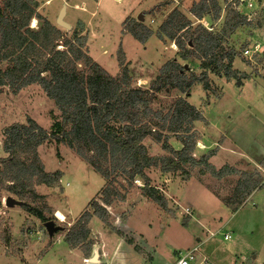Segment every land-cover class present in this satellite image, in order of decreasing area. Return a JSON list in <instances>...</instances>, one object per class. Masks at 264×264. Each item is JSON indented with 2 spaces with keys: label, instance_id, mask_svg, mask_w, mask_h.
<instances>
[{
  "label": "rangeland",
  "instance_id": "obj_1",
  "mask_svg": "<svg viewBox=\"0 0 264 264\" xmlns=\"http://www.w3.org/2000/svg\"><path fill=\"white\" fill-rule=\"evenodd\" d=\"M33 1L38 3L37 12L62 32V46L79 33L80 39L73 44L83 42V51L110 77L121 79L130 74L132 87L147 93L138 98L139 114L144 109L167 112L180 99L200 112L204 121H196L190 132L162 131L163 139H168L176 153L191 147L186 153L197 162L215 153L209 165L216 171L228 167L239 174L219 180L206 165L192 167L189 163L177 172L166 173L161 160L145 174L166 199L167 209L144 196L142 180L129 185L123 178L114 188L124 200L105 205L101 195L105 179L76 150L47 143L38 148L37 156L55 182L47 185L35 176L23 181L25 188L17 196L10 190L13 183L6 178V165L2 164L8 159L6 131L28 125L29 120L49 131L60 112L38 85L17 94L5 89L0 93V264H177L181 255L201 243L196 255L201 260L207 258L208 264H264V190L252 194L237 211L225 204L236 194L241 173L264 176V0H217L219 17L211 8L201 21L191 11L203 0ZM64 5L71 30L57 24ZM140 15H144V22L139 21ZM236 15L246 22L240 23ZM171 16L177 21L190 20L195 32L202 25L220 37L223 51L235 55L232 70L236 76L228 77L225 72L215 75L194 59L183 61L178 46L158 35ZM137 24L152 33L146 43L131 34ZM31 28L37 29L38 22L33 21ZM257 48L259 53L253 54ZM174 61L186 67V79L197 82L186 94L172 86L157 94L149 92L151 82ZM155 130L147 140L150 154L172 158L174 154L163 148V142L154 140ZM27 158L22 156L21 162ZM8 199L14 201L12 207L7 206ZM96 202L103 208L105 221L98 219L93 209ZM28 208L43 213L60 229L50 235L46 223ZM185 210L193 216H187ZM58 211L64 222L57 219ZM87 213L92 215L90 222L85 219ZM85 231L86 239L68 244L70 233L80 236ZM226 235L232 239L226 241ZM95 255L97 262H93Z\"/></svg>",
  "mask_w": 264,
  "mask_h": 264
},
{
  "label": "trees",
  "instance_id": "obj_2",
  "mask_svg": "<svg viewBox=\"0 0 264 264\" xmlns=\"http://www.w3.org/2000/svg\"><path fill=\"white\" fill-rule=\"evenodd\" d=\"M38 7L33 0H0V93L10 89L17 94L38 85L60 112L49 131L33 120H29L28 125H17L6 131L5 153L8 159L2 164L6 165V178L13 183L10 186L13 194L21 196L22 188H25L23 181H31L35 176L47 185L55 182L44 172L37 156L38 148L47 143L67 145L76 150L105 179L106 187L101 192L105 205L124 200L114 188L117 180L123 178L129 185L142 180L144 196L167 209L166 199L150 185L145 174L161 160L166 173L177 172L183 164L189 163L192 167L206 165L208 172L219 180L239 174V171L228 167L216 171L209 165L208 160L215 153L203 156L200 162L186 153L191 147L184 153H176L168 139H163L162 131L188 133L196 121L203 120L200 112L185 99H180L167 112L153 113L144 109L139 114L138 98H144L147 93L132 87L130 74L126 73L121 79L110 77L83 51V42L73 44L80 39L79 33L65 40L62 46V32L37 12ZM218 7L217 0H203L191 13L201 21L213 8L217 18L220 14ZM235 19H239L240 23L246 22L239 15ZM33 21L38 22L35 30L31 28ZM238 23L233 30L238 28ZM192 27L190 20L183 18L177 21L171 16L158 35L161 40L178 46L183 61L194 59L201 62L202 69L210 70L215 75L225 72L228 77H235L236 73L232 70L235 55L223 51L221 38L203 29L202 25L198 26L197 32ZM131 34L140 43H146L152 36L141 24H137ZM61 46L64 49H60ZM189 46L191 50H188ZM185 70L186 67H181L176 61L169 63L151 82L149 92L157 94L163 88L172 86L181 94H186L197 80L186 79ZM153 130L154 140L163 142V148L174 154L172 158L159 159L150 154L147 140L152 137ZM24 155L28 158L22 163ZM262 166L264 168V162ZM241 175L243 177L236 194L225 202L235 211L256 191L264 190V176L261 173ZM93 209L98 219L106 220L99 202L93 205ZM27 211L45 223L51 222L39 211L31 208ZM91 218L89 213L85 215L87 222ZM188 224L186 221V226ZM87 235V231L80 236L72 232L67 236V242H79Z\"/></svg>",
  "mask_w": 264,
  "mask_h": 264
},
{
  "label": "built area",
  "instance_id": "obj_3",
  "mask_svg": "<svg viewBox=\"0 0 264 264\" xmlns=\"http://www.w3.org/2000/svg\"><path fill=\"white\" fill-rule=\"evenodd\" d=\"M233 8H234L235 11H238V8H237L236 5H234ZM152 26H153V24H152ZM250 53H251L250 51H246V54L247 55H250ZM255 53H259L258 48L255 49V52L253 54H255ZM238 98L241 99L242 98L241 95H239ZM185 213H186L187 216H190V217L193 216L192 211H190V210H185ZM219 233L220 232H217L215 234H212L211 235V238L217 236ZM231 239H232V236L231 235H226L225 236V240L226 241H230ZM202 245H203V243H201L200 246L198 248H196L195 250L190 251L187 254L181 255V257L177 261V264H195V263H197L199 259H198V256L196 255V253L202 247ZM202 264H208L207 258H204L203 259Z\"/></svg>",
  "mask_w": 264,
  "mask_h": 264
},
{
  "label": "water",
  "instance_id": "obj_4",
  "mask_svg": "<svg viewBox=\"0 0 264 264\" xmlns=\"http://www.w3.org/2000/svg\"><path fill=\"white\" fill-rule=\"evenodd\" d=\"M66 15H67V6L64 5L63 8L61 9L59 17L57 19V24L60 27H64L65 29L71 30L72 26L65 21ZM139 21H141V22L145 21L144 15L139 16ZM13 204H14V201L12 199L7 200V206L12 207ZM45 228L50 235L55 234L60 229L59 227H56L55 223L52 221L46 223ZM97 259H98V256L95 255L93 258V262H97Z\"/></svg>",
  "mask_w": 264,
  "mask_h": 264
},
{
  "label": "bare ground",
  "instance_id": "obj_5",
  "mask_svg": "<svg viewBox=\"0 0 264 264\" xmlns=\"http://www.w3.org/2000/svg\"><path fill=\"white\" fill-rule=\"evenodd\" d=\"M34 23H36V21H34ZM56 217H57V219H59L61 222H64L65 221V217H64V215L61 213V212H57L56 213Z\"/></svg>",
  "mask_w": 264,
  "mask_h": 264
},
{
  "label": "crops",
  "instance_id": "obj_6",
  "mask_svg": "<svg viewBox=\"0 0 264 264\" xmlns=\"http://www.w3.org/2000/svg\"><path fill=\"white\" fill-rule=\"evenodd\" d=\"M199 259V258H198ZM198 261H200V262H203V259L201 260V259H199ZM198 263V262H197ZM196 264V263H195ZM214 264H216V263H214Z\"/></svg>",
  "mask_w": 264,
  "mask_h": 264
}]
</instances>
